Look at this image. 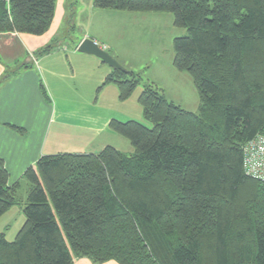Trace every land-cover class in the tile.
Here are the masks:
<instances>
[{
  "label": "trees",
  "instance_id": "1",
  "mask_svg": "<svg viewBox=\"0 0 264 264\" xmlns=\"http://www.w3.org/2000/svg\"><path fill=\"white\" fill-rule=\"evenodd\" d=\"M92 1L97 10L172 15L186 30L172 64L191 77L197 111L143 86L137 104L151 127L108 123L132 156L111 146L42 156L21 176L23 203L0 159V218L19 203L24 216L12 242L0 233V264H264V183L242 169L243 146L264 137V0ZM54 6L0 0V33L43 35ZM108 85L122 103L139 82L111 71L96 94Z\"/></svg>",
  "mask_w": 264,
  "mask_h": 264
},
{
  "label": "crops",
  "instance_id": "2",
  "mask_svg": "<svg viewBox=\"0 0 264 264\" xmlns=\"http://www.w3.org/2000/svg\"><path fill=\"white\" fill-rule=\"evenodd\" d=\"M65 2L55 0L52 23L41 36L0 33V79L13 73L0 85V159L8 185L18 182L43 155L97 154L106 146L116 149L109 141L119 139L108 130V123L142 119L137 104L141 90L124 103L118 100L115 86L95 94L111 69L99 59L77 52L87 37L71 49L56 36L67 16ZM73 264L92 263L78 258Z\"/></svg>",
  "mask_w": 264,
  "mask_h": 264
},
{
  "label": "rangeland",
  "instance_id": "3",
  "mask_svg": "<svg viewBox=\"0 0 264 264\" xmlns=\"http://www.w3.org/2000/svg\"><path fill=\"white\" fill-rule=\"evenodd\" d=\"M92 4V0H66L67 16L60 25L59 35L56 36H61L71 49L75 48L83 37L95 39L100 48L107 50L108 47L113 59L127 73L130 71L136 76L139 85L133 95L140 92L143 86L154 84L163 90L167 99L186 111L196 112L199 98L192 79L186 72L177 71L172 64L174 40L186 34L185 29L173 25L172 15L157 12L97 10ZM90 5L94 8L93 13L89 9ZM138 123L147 128L151 127L143 117ZM115 137L119 140H110V145L113 144L126 157L132 156L133 149L129 142L119 136L115 135ZM103 139L102 137L96 141ZM18 182L21 189L17 199L23 203L28 188L23 179L20 178ZM21 203L13 206L0 218V233L5 235L8 242L14 240L24 223Z\"/></svg>",
  "mask_w": 264,
  "mask_h": 264
},
{
  "label": "built area",
  "instance_id": "4",
  "mask_svg": "<svg viewBox=\"0 0 264 264\" xmlns=\"http://www.w3.org/2000/svg\"><path fill=\"white\" fill-rule=\"evenodd\" d=\"M7 6L10 0H3ZM105 50V48H103ZM242 169L244 175L264 183V137L257 135L242 148Z\"/></svg>",
  "mask_w": 264,
  "mask_h": 264
},
{
  "label": "water",
  "instance_id": "5",
  "mask_svg": "<svg viewBox=\"0 0 264 264\" xmlns=\"http://www.w3.org/2000/svg\"><path fill=\"white\" fill-rule=\"evenodd\" d=\"M77 52L99 59L104 65H106L113 71L127 73V71L123 67H121L106 50L100 48L97 43L88 38L81 41V43L77 47Z\"/></svg>",
  "mask_w": 264,
  "mask_h": 264
}]
</instances>
